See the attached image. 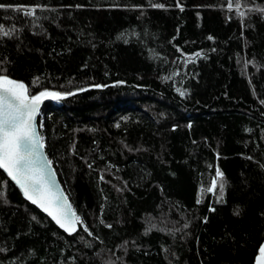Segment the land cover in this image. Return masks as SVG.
Here are the masks:
<instances>
[{
    "label": "trees",
    "instance_id": "trees-1",
    "mask_svg": "<svg viewBox=\"0 0 264 264\" xmlns=\"http://www.w3.org/2000/svg\"><path fill=\"white\" fill-rule=\"evenodd\" d=\"M239 2L244 17L225 0H0L39 6L35 18L0 9L17 29L0 38V74L30 95L74 93L47 101L38 122L93 233L60 230L0 170V264H253L264 13L248 8L264 0ZM217 168L222 197L219 181L207 192Z\"/></svg>",
    "mask_w": 264,
    "mask_h": 264
},
{
    "label": "snow or ice",
    "instance_id": "snow-or-ice-1",
    "mask_svg": "<svg viewBox=\"0 0 264 264\" xmlns=\"http://www.w3.org/2000/svg\"><path fill=\"white\" fill-rule=\"evenodd\" d=\"M225 3L229 11L235 10L240 17L245 16V11L242 10L239 0H225ZM152 6L164 7L162 4H153ZM38 7L0 3V9L11 8L26 17L34 18ZM248 11L264 13V7L248 8ZM16 31L15 26L6 29L5 25L0 24V38H11ZM196 55L199 56L200 53ZM94 87L100 88L104 85H94ZM85 90L79 89V91ZM176 91L181 96L185 95V92L179 88ZM73 94L72 92L42 90L38 94L30 95L25 83L11 79L6 74H0V169H3L7 176L19 186L28 201L42 209L65 232L73 234L82 229L92 236L93 233L89 230L88 225L76 214L68 197L58 186L55 172L52 169V161L44 153V138L37 127V115L42 100L48 98L61 100L65 96ZM261 103L264 104V101ZM39 127L43 128V124L41 123ZM117 127H119L118 124ZM88 167L91 168L92 165L89 164ZM100 179H104L103 175L100 176ZM223 180L224 174L217 168L211 187L207 189V192L215 194L219 181L222 197ZM200 202L198 199L197 203ZM101 223H103L102 220ZM107 227L111 228L112 225H107ZM184 227L187 228L188 225L185 224ZM254 264H264V242L258 246Z\"/></svg>",
    "mask_w": 264,
    "mask_h": 264
},
{
    "label": "water",
    "instance_id": "water-1",
    "mask_svg": "<svg viewBox=\"0 0 264 264\" xmlns=\"http://www.w3.org/2000/svg\"><path fill=\"white\" fill-rule=\"evenodd\" d=\"M49 100H52L51 98H48V99H44V100H42V102H41V104H40V109H39V113H38V115H37V127H38V130L40 131V128H39V122H38V118H39V114H40V112H41V110H42V108H43V106H44V104L47 102V101H49ZM40 134H41V132H40ZM42 136V135H41ZM43 137V136H42ZM44 153H45V155H46V157L49 159V160H51L50 158H49V156L47 155V153H46V150H45V147H44ZM52 169H53V171L55 172V175H56V179H57V183H58V186L61 188V190L63 191V193L68 197V195H67V192L65 191V189H64V187H63V185H62V183H61V181H60V179H59V177H58V175H57V172H56V170H55V167H54V165H53V163H52ZM4 174H5V176L16 186V188L18 189V191L20 192V194H21V196L27 201V202H29L30 204H32L30 201H28L24 196H23V194H22V191H21V189L19 188V186L18 185H16L15 184V182L14 181H12L11 180V178L10 177H8L7 176V173L3 170V169H0ZM68 200H69V203L71 204V206H72V208L74 209V207H73V205H72V203H71V201H70V199H69V197H68ZM33 206H35L40 212H42L55 226H57L60 230H62V231H64L63 229H61L52 219H51V217H49L45 212H43V210L42 209H40L37 205H34V204H32ZM75 210V209H74ZM76 212V211H75ZM77 214V213H76ZM78 215V214H77ZM79 226V225H78ZM65 232V231H64ZM67 233V232H66ZM261 242H264V238L262 239V241ZM261 244V243H260ZM259 244V245H260ZM257 254H258V252H257ZM256 254V255H257ZM255 255V256H256ZM255 256H254V260H255ZM254 260H253V264H254Z\"/></svg>",
    "mask_w": 264,
    "mask_h": 264
},
{
    "label": "rangeland",
    "instance_id": "rangeland-1",
    "mask_svg": "<svg viewBox=\"0 0 264 264\" xmlns=\"http://www.w3.org/2000/svg\"><path fill=\"white\" fill-rule=\"evenodd\" d=\"M243 8V7H242Z\"/></svg>",
    "mask_w": 264,
    "mask_h": 264
}]
</instances>
